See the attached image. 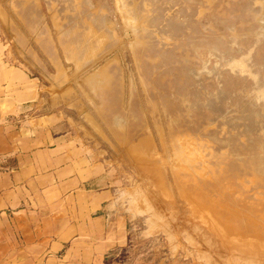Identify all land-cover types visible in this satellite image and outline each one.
<instances>
[{
  "label": "rangeland",
  "instance_id": "rangeland-1",
  "mask_svg": "<svg viewBox=\"0 0 264 264\" xmlns=\"http://www.w3.org/2000/svg\"><path fill=\"white\" fill-rule=\"evenodd\" d=\"M1 60L98 173L106 264H264V0H0Z\"/></svg>",
  "mask_w": 264,
  "mask_h": 264
},
{
  "label": "crops",
  "instance_id": "crops-1",
  "mask_svg": "<svg viewBox=\"0 0 264 264\" xmlns=\"http://www.w3.org/2000/svg\"><path fill=\"white\" fill-rule=\"evenodd\" d=\"M40 101L37 80L1 60L0 264H104L107 192L95 191L98 173L69 155L77 146L55 129L56 116L35 113ZM62 185L71 187L53 191ZM53 198L77 205L53 213Z\"/></svg>",
  "mask_w": 264,
  "mask_h": 264
},
{
  "label": "trees",
  "instance_id": "trees-1",
  "mask_svg": "<svg viewBox=\"0 0 264 264\" xmlns=\"http://www.w3.org/2000/svg\"><path fill=\"white\" fill-rule=\"evenodd\" d=\"M105 264H106V258H104ZM108 262V261H107Z\"/></svg>",
  "mask_w": 264,
  "mask_h": 264
}]
</instances>
